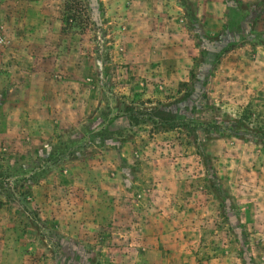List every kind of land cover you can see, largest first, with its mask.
Wrapping results in <instances>:
<instances>
[{
    "label": "rangeland",
    "instance_id": "rangeland-1",
    "mask_svg": "<svg viewBox=\"0 0 264 264\" xmlns=\"http://www.w3.org/2000/svg\"><path fill=\"white\" fill-rule=\"evenodd\" d=\"M66 1L0 0V264H264V0Z\"/></svg>",
    "mask_w": 264,
    "mask_h": 264
},
{
    "label": "trees",
    "instance_id": "trees-1",
    "mask_svg": "<svg viewBox=\"0 0 264 264\" xmlns=\"http://www.w3.org/2000/svg\"><path fill=\"white\" fill-rule=\"evenodd\" d=\"M102 7L103 4L101 1H98L95 3V0H93V5H88L86 3V0H67L64 6V29H79L80 31L84 32L86 31L89 27H91V25L99 20L98 15H100V13L102 12ZM90 10H94V12H90ZM201 78V73L199 74H193L191 77V80H195L196 79H200ZM194 81V82H195ZM190 82H183L182 85H190ZM162 128L164 130H171L175 127H177L178 125L175 124L174 122H170V121H166L163 122V124H161ZM262 139H264V133L261 134L260 136ZM15 187L14 189V193L20 194V195H26V191L24 190V186L26 185V182H21V181H15ZM32 183L31 182H27V186H30ZM212 190L214 192H217V186L213 180L212 182ZM28 194V193H27ZM217 196H219V194H217ZM0 203H2V201L0 200ZM224 207L226 209V205L224 203ZM93 251L92 250L90 252H88L87 258H86V262L85 264H103L101 262V260L99 259L97 253L95 252V255H93ZM83 256H80V254H76L75 256V260L79 261L80 259H82ZM73 258H69V260H74Z\"/></svg>",
    "mask_w": 264,
    "mask_h": 264
}]
</instances>
